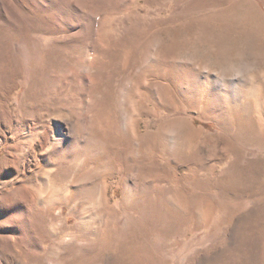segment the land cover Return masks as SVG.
Segmentation results:
<instances>
[{
    "label": "rangeland",
    "instance_id": "obj_1",
    "mask_svg": "<svg viewBox=\"0 0 264 264\" xmlns=\"http://www.w3.org/2000/svg\"><path fill=\"white\" fill-rule=\"evenodd\" d=\"M216 1L0 0V264H264V153L253 148L236 166V185L224 178L233 151L215 121L169 101L138 105L147 90L156 100L164 83L147 74L153 41ZM248 1L264 20V0ZM224 46L219 65L201 74L232 114L249 104L254 60ZM136 75L142 88L130 97ZM188 79L198 93L200 79ZM117 115L148 137L137 151L117 139ZM175 120L198 136L187 149V130H166V152L151 136ZM58 125L67 145L53 150ZM22 134L37 141L10 166L6 146Z\"/></svg>",
    "mask_w": 264,
    "mask_h": 264
},
{
    "label": "bare ground",
    "instance_id": "obj_2",
    "mask_svg": "<svg viewBox=\"0 0 264 264\" xmlns=\"http://www.w3.org/2000/svg\"><path fill=\"white\" fill-rule=\"evenodd\" d=\"M211 7L213 9L208 13H190L189 19L182 23L177 32H170L165 35V38L153 41V43L159 44V49L155 55L156 61L147 69V74H153L154 78L160 79L164 83L160 82L158 86L156 85L158 89V99L156 98V100H154L155 93L151 94L150 91L147 90L143 93L141 99H139L138 105L141 106L142 109V103L147 101L153 103L156 109L159 110L160 106H164L163 102L169 101L174 105V108L177 109V111H182L186 108L193 109L197 111V114L201 119L215 121L227 135L225 137L224 145L226 146V152L229 150L233 151L231 170L227 172V175L225 174L226 176H224V178H230L229 180H232V183L234 182L238 185L239 183H242L243 179L241 178L242 173L239 170L240 167L236 166H239V163L245 158V156L250 154V151L253 148H255L260 154L264 153V20L248 0H217L215 3H212ZM195 10L198 9L196 8ZM227 41L236 45L233 46L234 50L232 54L236 55V52H238V56L248 55L254 60L253 67L248 71L249 78L247 81L248 87L251 88V93L249 92L246 96L244 95V97L249 100V104L242 103L238 105L236 107L237 111H234L232 114L227 113V111L223 112L219 109V101L217 98H213L212 95H210L212 92L209 93V72L212 68L214 69L219 65L218 58L220 56V51L223 50L222 48L225 47L224 45H226ZM151 44L152 42L146 43L143 46L141 51L142 56H148ZM174 50H176L177 56L173 58L172 53ZM189 53L193 55L191 61L189 63H183L181 57H184V55ZM214 58L217 61L214 62ZM196 65H198V67ZM204 67L209 72L207 75L202 76L201 69ZM144 69H146V67ZM189 74H192L197 80L200 79L199 83H195L199 86L198 93H193L195 89L193 92L191 91L192 89H190V85L193 82H190L188 79ZM131 80L132 82L135 81L134 86L136 87L129 93L130 97L134 95V93L137 95L138 92L136 91L140 90L138 88H142V85L140 84V75L132 76ZM134 102L136 103L135 100ZM238 107H240V111L238 110ZM143 110L145 109L143 108ZM136 114L134 113L135 116L132 115V120H134ZM250 115L253 117H250ZM227 117H229V119H227ZM117 118L118 115L115 116V119ZM130 125L131 129L129 130L126 127L127 124L125 121L121 123L120 119H117L114 122V129L116 132L114 133L116 134L117 139L127 144L132 150L137 151L138 144L136 140H141V143H143L148 137H141L136 133L135 123ZM165 126V128H160L155 135L152 134L151 137L156 138V144L161 146L162 150H167L166 152L170 150L167 149L169 146L167 145L165 138L167 134L166 130L169 132V130L175 129L182 133L188 131L183 143L187 149L191 145L193 146V143L198 136V133L192 130L188 122L185 120H175ZM187 126H189V128L185 129ZM54 133L56 139L55 148L53 150H58L59 146L62 144L67 145V138L61 125H58ZM194 133H196L197 136H195L196 134ZM24 136L22 134L20 139L14 143L13 146H6L12 150V152L9 153V157L7 156L9 159L5 161L8 165L16 166L18 162L24 160L26 154L32 150L37 141L35 140L36 137L25 138ZM151 137L149 136V140H152L150 139ZM154 141H151V145H154ZM26 144L29 145L27 152L24 149V145ZM45 146V143H43L41 147L45 150ZM75 149H73L74 152L77 151ZM179 150L175 149L174 152L177 158L181 161L187 160L188 158H185L186 156L182 155V151ZM69 151H71V148L67 147L64 153L68 154L70 153ZM49 170L52 171L51 169ZM22 188L25 190L27 189L26 187Z\"/></svg>",
    "mask_w": 264,
    "mask_h": 264
}]
</instances>
